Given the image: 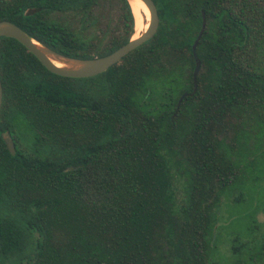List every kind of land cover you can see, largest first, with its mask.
Listing matches in <instances>:
<instances>
[{
	"label": "trees",
	"instance_id": "trees-1",
	"mask_svg": "<svg viewBox=\"0 0 264 264\" xmlns=\"http://www.w3.org/2000/svg\"><path fill=\"white\" fill-rule=\"evenodd\" d=\"M153 2V37L90 77L0 37V264H264V245L218 252L214 216L262 161L264 0ZM132 12L0 0V20L77 58L129 41Z\"/></svg>",
	"mask_w": 264,
	"mask_h": 264
},
{
	"label": "rangeland",
	"instance_id": "rangeland-1",
	"mask_svg": "<svg viewBox=\"0 0 264 264\" xmlns=\"http://www.w3.org/2000/svg\"><path fill=\"white\" fill-rule=\"evenodd\" d=\"M11 147L13 148L12 141ZM264 145H256L254 152L262 161L246 167L240 183L232 185L220 198L214 216L220 224L218 252H226L230 242H251L253 251L263 252L264 245ZM183 179L181 165L173 169ZM181 189V188H178ZM224 254H222L223 256Z\"/></svg>",
	"mask_w": 264,
	"mask_h": 264
},
{
	"label": "water",
	"instance_id": "water-1",
	"mask_svg": "<svg viewBox=\"0 0 264 264\" xmlns=\"http://www.w3.org/2000/svg\"><path fill=\"white\" fill-rule=\"evenodd\" d=\"M133 1H142L148 8L150 14L148 27L139 34L136 32L135 28V32L129 41L103 56L94 58H77L56 52L30 37L20 26L9 20H0V37L16 39L52 73L74 78L94 76L106 71L109 67L120 61L123 56L153 37L156 33L159 25V17L153 0H127L129 5ZM1 104L2 85L0 81V109ZM6 140L11 146L9 138H6Z\"/></svg>",
	"mask_w": 264,
	"mask_h": 264
},
{
	"label": "bare ground",
	"instance_id": "bare-ground-1",
	"mask_svg": "<svg viewBox=\"0 0 264 264\" xmlns=\"http://www.w3.org/2000/svg\"><path fill=\"white\" fill-rule=\"evenodd\" d=\"M130 6L135 17L136 32L139 34L148 27L149 10L142 1H133Z\"/></svg>",
	"mask_w": 264,
	"mask_h": 264
}]
</instances>
